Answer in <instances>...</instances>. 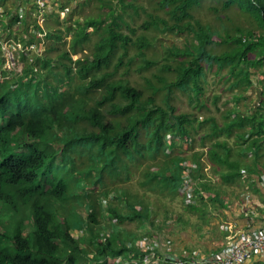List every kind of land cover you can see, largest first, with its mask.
<instances>
[{"label":"trees","instance_id":"trees-1","mask_svg":"<svg viewBox=\"0 0 264 264\" xmlns=\"http://www.w3.org/2000/svg\"><path fill=\"white\" fill-rule=\"evenodd\" d=\"M102 1L110 17L51 29L48 43L57 41L47 54L21 52L20 62L27 63L22 70L19 53L18 63L9 65L0 43V203L5 204L3 211L12 210L11 221L16 222L7 226L0 222V264H133L125 250L141 242L135 234L147 232L153 244L158 243L175 215L170 206L165 211L156 207L154 195L177 201L186 192L184 180L207 178L204 152L192 153L199 136L204 146L208 138L213 141L209 150L213 163L228 165L244 179L245 171L251 172L255 184L264 186V99L254 113L243 114L238 106L256 86L253 76H258L264 92V0H226L224 7L240 2L251 21L259 23L227 35L197 19L195 11L205 0H158L159 7L148 12L149 19L141 26L184 37L186 43L167 47L165 63L154 80L146 77L148 91L119 74L132 45L140 52L131 61L142 56L146 63L141 71L159 65L148 52L156 48L158 55L160 46L148 34L137 37L139 29L124 18L128 10L120 17L112 12L115 3L129 8V0ZM21 22L25 25V19ZM13 26V20L4 21L0 35L27 45L28 29L19 35ZM92 27L101 39L86 55ZM71 33L68 50L63 46L69 44ZM217 46H227L222 55H215ZM120 52L115 65L114 54ZM214 72L225 74L221 86L232 92L227 101L238 106L230 110L233 118L226 114L221 124L216 117L200 120L192 112L179 113L172 102L177 90L207 106L203 94ZM167 73L176 78L170 80ZM208 123L212 131L203 133ZM169 133L180 136L175 145L183 142L182 151L167 140ZM223 134L226 138L221 139ZM232 136L236 142L249 141L240 145L235 160ZM151 159H162L164 165H147ZM137 176L140 188L132 190L128 182ZM203 189L202 183L196 198ZM133 194L140 198L137 203ZM185 206L199 207L186 198ZM134 222L136 229L128 226ZM76 230L83 236L74 235ZM9 236L14 252L5 247Z\"/></svg>","mask_w":264,"mask_h":264},{"label":"rangeland","instance_id":"rangeland-1","mask_svg":"<svg viewBox=\"0 0 264 264\" xmlns=\"http://www.w3.org/2000/svg\"><path fill=\"white\" fill-rule=\"evenodd\" d=\"M76 0H68V11L63 12V10L65 9H59L57 7V13L61 15V20L63 23H60L58 16H51L48 18V31H50V29H53V27L59 28V27H63L65 28V26L69 25L68 23H64V19L65 21L69 22L70 24H72L73 26L76 27V21L80 20L82 23H85L87 20L91 19V18H99L102 16H109L110 14V10H107L104 5L105 3L102 0H86L85 4H77L76 1V8L72 7V4L75 3ZM226 0H205L203 2V4L201 6H198L195 14L197 19H201V21L204 24H210L213 26L214 31L218 30L220 31L222 34L227 35V33H234L236 32V29H243V31H248L249 28H256L259 26V23L254 20V22L251 21V16L247 14V9L244 8V5L240 2L233 4L231 7H224ZM70 4V5H69ZM128 7L124 8L122 3H115L113 6V13L117 14L119 17L123 16L122 13H124L125 11L128 10V13L125 14L124 18L129 19V21L132 23L133 27L139 29V31L137 33H139L137 35V37L139 35L142 34H148L150 38H153L155 40V42L160 46L159 47V51H158V55H156V48H152L151 50H149L148 52V58H152V59H158L159 65L157 67H152L151 69H144L143 71H141V69H139L140 67H144L142 65L146 64L143 61V57H139L137 58L136 61H131L132 57L138 56L140 49L137 46L132 45L131 46V50H130V54L129 56L126 58V62L124 64V66L121 68V74H119V76L121 75V77H124L125 79L130 78L131 79V83L137 87H143L145 88L147 91L148 86L146 85V77H151L154 80V73H158L159 69L162 67L163 63H165V60L163 58V56L165 55V51L167 49L168 46H172L174 44H178L180 46H184V44L186 43V40L184 37H179L178 35L175 34H170V33H166L163 34L161 32H158L157 30L154 29H150V30H146L141 26L142 23H144L146 20L149 19V15L148 12H150L151 10L155 9L156 7H159V1L158 0H129L128 1ZM78 5V8H77ZM55 8V7H54ZM246 13V14H245ZM162 14L164 15V11H162ZM166 15V13H165ZM110 17V16H109ZM134 18V19H133ZM166 18H171L170 16H166ZM134 22V24H133ZM254 23V24H253ZM123 31L131 34V30L127 27H123L122 29ZM89 32L92 34L91 35V40L87 43V47L88 50H86V55L90 54V51L95 47L96 43L101 39V34L95 33L94 32V28H90ZM94 32V33H93ZM238 32V31H237ZM70 34H68V38L70 39ZM221 37V36H220ZM53 40V39H52ZM57 41V39H54ZM72 41H69V44L64 45L63 47L66 49H70ZM62 43H60L61 45ZM5 49L3 48V50L7 51L8 49V45H6L5 42ZM227 46H217V48L214 50L215 55H222V51H224V48ZM147 51V50H146ZM163 55H162V52ZM122 52V51H121ZM121 52L116 55L114 54L113 59H115L113 61V64H117V62L121 59L119 58ZM218 52V53H217ZM4 53V55H5ZM84 55V56H86ZM5 57L8 59L9 61V57L7 55H5ZM78 55L75 56V58H77ZM144 62V63H143ZM112 64L111 70L114 69V66ZM22 69V68H21ZM130 71V74L126 75L127 71ZM166 76L170 79L173 80L176 78V74L175 73H167ZM210 76L212 77V73H210ZM222 76H225L224 73H222L221 75L216 74V72L213 73V81L211 82V84H206L205 87V91L207 93H204L203 95L206 96V98L204 99L205 102H207V106L206 107H202L199 105V102L197 99H195L194 101L191 100V97L186 94L183 93L181 91H176L175 92V96L172 100L173 104H176L178 107V112L182 113V112H192L193 114H195L200 120H206L208 117H213V118H217L218 122H220L221 124H224L227 120L226 114L229 116V118H233V114L230 112V110L232 109H236L239 106V109L242 111L243 114H249V113H254L258 110V108L261 106V103L263 101V97H264V92L263 89L259 83L258 80V76L254 79L256 81V86L253 87L252 89H250L246 95V98L242 100V102L237 106L235 103L232 102H228L227 99L232 97V92H227L226 90L223 89L224 85L223 83H221L223 81ZM120 77V78H121ZM211 79V78H210ZM212 80V79H211ZM157 82V80H155ZM150 94V93H149ZM99 95V94H98ZM220 96L219 100L216 99V96ZM100 96V95H99ZM228 118V120H229ZM212 131V124H206L204 129L202 130L203 133L205 132H210ZM228 134V133H227ZM226 138V134H223L222 138ZM229 138V137H227ZM217 139V138H216ZM229 141L231 142V144L234 147V153L239 151L240 149V145L246 146L248 145L249 141H245V142H236L235 136H232V138H229ZM208 144L206 146H204L203 141L201 139V137L199 136L197 138V143H196V147L194 149V151H192L193 155H195L197 152H204V157H203V167L205 166L204 170L209 167V168H213L216 165L213 164L212 160L209 157V150L210 147L213 143V141L208 138ZM177 146V145H175ZM183 146V142L180 143V145L178 144V146L176 148H178L177 150H180L181 147ZM157 159H151L147 161V165L150 164H154V166H157L158 163L162 162V165H164V162L162 161V159L157 160ZM161 166V165H160ZM159 166V167H160ZM136 168V166L134 167V169ZM222 169H226V166L221 165ZM140 172H138L139 174ZM215 172L212 173V175H214L215 178ZM143 175V174H142ZM245 175H247V172H245ZM140 178V176H137L134 180H131L128 182V184L131 186L132 190H138L140 188V185L137 184L138 183V179ZM141 179V178H140ZM156 200H154V203L156 205V207H159L162 210H166L168 208V206H170L172 208V211H176V206L179 204L184 203L185 204V195L183 193V196L178 198L177 201L174 200L172 198V196H170L169 198H166L167 196L165 195H160V200L158 199V194L154 195ZM139 197L138 194H133V200L134 202H138L139 201ZM145 201V199H144ZM5 204L0 203V222L2 223V225L7 226L9 224H13L16 223L15 221H11V219L13 218L12 215V210L6 207V210L3 211ZM149 204L145 205V210H148L147 208ZM197 205V203H196ZM151 212H154V206L152 205V207L150 208ZM192 221V219H191ZM193 222V221H192ZM195 225H197L198 223H195ZM136 225L137 223H129L128 226L130 228L136 229ZM17 225L11 230L13 233L16 230ZM140 232V231H139ZM141 234H143L144 232L141 231ZM80 234L79 231H75L74 235L78 236ZM10 236L7 237L6 239V243H5V247L12 250L13 252L15 251V247L13 245V243L10 241Z\"/></svg>","mask_w":264,"mask_h":264},{"label":"crops","instance_id":"crops-1","mask_svg":"<svg viewBox=\"0 0 264 264\" xmlns=\"http://www.w3.org/2000/svg\"><path fill=\"white\" fill-rule=\"evenodd\" d=\"M76 1L77 4H84L86 0ZM76 1L72 4L74 8ZM55 15L62 23L61 15L53 10L52 17ZM19 24L18 34L22 28V24ZM243 157L253 162L249 156ZM237 158L238 151L234 153L233 160ZM223 166L227 168L222 169L221 164H217L212 169L207 167L204 170L207 178L200 180L199 186L203 183L206 190L203 189L205 192L198 199V208H186L184 203L176 206L175 215L161 236L162 251L172 246L177 254L198 247L212 252L223 248L242 232L264 227V186L255 184L251 172H247L248 176L243 174L246 176L244 179L234 175L235 169ZM255 179L259 181V177ZM246 264H264V252L251 255Z\"/></svg>","mask_w":264,"mask_h":264},{"label":"built area","instance_id":"built-area-1","mask_svg":"<svg viewBox=\"0 0 264 264\" xmlns=\"http://www.w3.org/2000/svg\"><path fill=\"white\" fill-rule=\"evenodd\" d=\"M5 0H0V3ZM58 0H12L10 8L0 5V32L3 29V22H9L13 20L15 26L12 28L18 29V23L21 22V18L28 10L33 11L34 17L43 25L46 21V14L53 13L54 3ZM33 7V8H32ZM19 18V19H18ZM19 24V25H20ZM36 32V30H35ZM6 34L0 35V43L2 51L5 53V42L8 45V49L5 53L9 57L7 62L9 65L15 66L18 63L16 53L22 49L18 43L13 39L5 40ZM33 49L36 48L34 45ZM195 183L191 177L186 181L187 200L194 202L195 198ZM141 252L145 253L140 260L138 257L133 259V264H169L170 261L175 260L178 264H246V261L255 253L264 252V227L259 230L243 232L236 235L221 251L213 254V257L208 256L203 249L195 250L194 252H185L183 254H177L174 252H167L161 254L153 240L149 237L141 242ZM133 251V249H131ZM134 253V252H133ZM143 255V254H141ZM140 255V256H141Z\"/></svg>","mask_w":264,"mask_h":264},{"label":"clouds","instance_id":"clouds-1","mask_svg":"<svg viewBox=\"0 0 264 264\" xmlns=\"http://www.w3.org/2000/svg\"><path fill=\"white\" fill-rule=\"evenodd\" d=\"M62 4H58V1L54 3V10L56 11L57 10V7L59 9H65L63 10V12H66L68 11V2L65 3L66 1L65 0H59ZM10 4H11V0H5L4 2L0 3V5L2 6H5L6 8H10ZM33 8V7H32ZM32 10V9H31ZM31 10H28L25 15L21 18L22 19H25V25H22V28L21 30H19L20 34H22V30L23 28H27L28 31L25 32V34L27 35L28 37V43L27 45L25 44H22L21 41H18V45H20L22 47V49H19L18 52H19V70H22L24 68V66L27 64L25 61H21L20 62V58H21V52H23V54H26L28 56H35V55H39V53H41L42 55L43 54H47V51H48V47L49 45H51V43H53L55 40L53 39L50 43L49 42V39H48V35L50 34V31H48L47 29L49 28L48 25H49V22L47 21L48 18L46 19V21L44 22V24L42 25L40 23L39 20H37V17H34L33 15V11ZM53 13H51L50 15L52 16ZM60 15V14H59ZM19 19V18H18ZM63 23V22H62ZM64 23L66 24L67 21H65L64 19ZM22 24V23H21ZM20 24V25H21ZM69 25L65 26V27H68ZM53 29H57L56 27H53ZM66 30V28H64ZM36 30V32H35ZM51 30V29H50ZM19 34V35H20ZM70 39L72 40V33L70 34ZM33 39V40H29V39ZM10 39V38H8ZM67 40H69V38L67 37ZM69 40V41H71ZM36 46L35 49H33L32 47L33 46ZM32 61H35V59H30L29 62H32ZM22 68V69H21ZM36 70L39 71V67L36 68ZM180 136H175L171 133L167 134V140L170 142V143H174V146L175 144H177V140L178 142L180 141ZM246 172V171H245ZM245 174V173H244ZM187 176H191L190 174H188ZM192 180L194 181L195 183V190L197 188H199V179L197 181L196 178H193L191 177ZM184 184L186 185V180H184ZM184 195H185V198L187 200V192H184ZM200 198V197H199ZM199 198H196V193H195V198H194V203H197L198 202V199ZM188 201V200H187ZM76 231H79L80 230H76ZM110 235L112 234V231L111 230H108L107 231ZM247 232V231H246ZM106 234V232H104ZM243 233V232H242ZM241 234V233H240ZM80 236H83V234L80 232V234L78 235V237ZM136 236V240H140L141 239V242L145 239V237H149L151 238L152 240L153 237L152 235L148 234L147 232H144L143 234H141L140 232H137L135 234ZM161 241H162V237L160 238V241L158 243H155V246L157 247V250L161 253V254H165L167 252H174V253H177L176 250L170 246L169 249L167 251H162L161 250ZM141 242L140 243H137L136 242L134 244H129V247L125 250V255L127 257V255H130L132 256V263H133V259L135 257H138L140 260L143 258L144 254L143 252H141V248H140V245H141ZM229 244V243H228ZM226 246V245H225ZM224 246V247H225ZM223 247V248H224ZM223 248L221 249H218L216 251H212V252H209L207 251L206 249L204 248H201V247H198V248H193V249H190V250H184L183 252H181V254L185 253V252H194L195 250H198V249H203V251L210 257H213V254L218 252V251H221ZM131 249H133V251H131ZM134 252V253H133ZM143 254V255H141ZM141 255V256H140ZM123 258V256L120 257V259ZM141 264V263H140ZM211 264H214L213 262Z\"/></svg>","mask_w":264,"mask_h":264}]
</instances>
